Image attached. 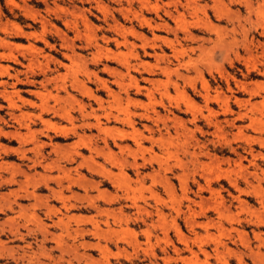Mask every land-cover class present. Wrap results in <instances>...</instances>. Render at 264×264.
Listing matches in <instances>:
<instances>
[{"label": "rangeland", "instance_id": "1", "mask_svg": "<svg viewBox=\"0 0 264 264\" xmlns=\"http://www.w3.org/2000/svg\"><path fill=\"white\" fill-rule=\"evenodd\" d=\"M0 90V264H264V0H0Z\"/></svg>", "mask_w": 264, "mask_h": 264}, {"label": "bare ground", "instance_id": "2", "mask_svg": "<svg viewBox=\"0 0 264 264\" xmlns=\"http://www.w3.org/2000/svg\"><path fill=\"white\" fill-rule=\"evenodd\" d=\"M205 6H206V5H205ZM174 9H175V8H174ZM166 10H167V9H166ZM167 11H168V10H167ZM31 17H32V16H31ZM40 18H41V16H40ZM44 18H45V17H44ZM174 18H175V16H174ZM41 21H42V20H41ZM45 21H46V18H45ZM68 21H69V20H68ZM143 21H144L145 24H148V21H146V20H143ZM69 22H70V21H69ZM85 22H86V21H85ZM45 23H47V22H45ZM45 23H44V21L42 22V24H45ZM71 23H72V22H71ZM47 24H48V23H47ZM76 24H77V23H76ZM72 25H73V23H72ZM72 25H70V26H72ZM74 26H75V24L73 25V28H74ZM77 26H78V25H77ZM42 27H43V26H42ZM240 27H241V26H240ZM17 28H18V27H17ZM17 28H16V29H17ZM116 28H117V27H116ZM166 28H167V27H166ZM14 29H15V28H14ZM16 29H15V30H16ZM18 29H19V30H16V31L20 32V31H21V28H18ZM43 29H44V28H43ZM74 29H77V27H75ZM41 31H42V30H41ZM41 31H40V32H41ZM58 31H59V30H57V29L55 30V32L59 34ZM119 31H121V30H119ZM21 32H22V31H21ZM23 32H24V31H23ZM31 32H32V31H31ZM31 32H29L28 34H30ZM33 32H35V31H33ZM33 32L31 33V35H33ZM43 32H44V31H43ZM131 33L133 34V32H131ZM134 33H135V32H134ZM21 34H22V33H21ZM26 34H27V33H26ZM28 34H27V35H28ZM60 34H61V33H60ZM31 35H30V36H31ZM61 35H62V34H61ZM81 35H82V34H81ZM141 35H142V34H141ZM28 36H29V35H28ZM30 36H29V37H30ZM34 36L37 37L38 39H40L41 41L44 40V37H43L44 35H43V34H38V33H37L36 35L34 34ZM34 36H33V37H34ZM95 36H96V35H95ZM45 38H46V37H45ZM125 39H126V38H125ZM33 40H34V39H33ZM69 40H70V39H69ZM2 42H3V41H2ZM8 42H9V41H8ZM43 42H45V41H43ZM46 42H47V41H46ZM41 43H42V42H41ZM47 43H48V42H47ZM72 43H73V42H72ZM131 43H132V42H131ZM8 44H9V43H8ZM30 44H31V43H30ZM42 45H43V44H42ZM44 45H45V44H44ZM44 45H43V46H44ZM49 45H50V44H49ZM66 45H67V44H66ZM70 45H71V44H70ZM70 45H68V46H70ZM72 45H73V44H72ZM72 45H71V47H72ZM132 45H134V44L132 43ZM8 46H9V45H8ZM30 46H31V47L34 46L33 49L36 47V46H35V43H34L33 45L31 44ZM30 46H29V48H30ZM47 46H48V45H47ZM126 46H127V45H126ZM16 47H17V46H16ZM97 47H99V45H97ZM244 47H245V46H244ZM27 49H28V48H27ZM36 49H37V48H36ZM39 49H40V47H39ZM41 49H43V47H42ZM71 49H72V48H71ZM71 49H70V50H71ZM28 50H29V49H28ZM36 51H37V50H36ZM95 51H96V50H95ZM100 51H101V50H100ZM105 51H106V50H105ZM105 51H104V52H105ZM4 52H5V51H4ZM7 52H8V51L5 52V55H4V56H6ZM9 52H10V51H9ZM9 52H8V53H9ZM32 52H33V51H31V53H32ZM37 52H38V51H37ZM37 52H36V53H37ZM39 52H40V51H39ZM96 52H97V51H96ZM101 52H102V51H101ZM106 52H108V51H106ZM31 53H30V54H31ZM33 53H34V52H33ZM92 53H93V52H91V54H92ZM109 53H110V52H109ZM109 53H108V54H109ZM3 54H4V53L2 52V55H3ZM10 54H12V52H11ZM28 54H29V53H28ZM45 54H46V53H45ZM74 54H75V53H74ZM100 54H101V53H100ZM114 54H115V53H114ZM136 54H137V53H136ZM12 55H13V54H12ZM32 55H33V54H31V56H32ZM38 55H39V54H38ZM40 55L42 56V55H44V54H41V53H40ZM68 55H69V54H68ZM68 55H67V56H68ZM93 55H94V53H93ZM115 55H117V54H115ZM118 55H120L119 52H118ZM9 56H10V55H8V58H9ZM28 56H29V57H28L29 62H27V63H28V66H29V63H30L33 59H35V58H33V59L30 61V59H31V58H30V55H28ZM34 56H36V55H34ZM95 56H98V55L96 54ZM109 56H110V55H109ZM120 56H121V55H120ZM10 57H11V56H10ZM24 57H25V56H24ZM43 57H44V56H43ZM45 57H46V55H45ZM49 57H50V56H49ZM71 57H72V56H71ZM113 57L115 58L116 56H113ZM14 58H16V57L14 56ZM14 58H13V59H14ZM13 59H11V60L13 61ZM71 59H72V58H71ZM71 59H70V60H71ZM116 59H117V58H116ZM120 59H122V58H120ZM48 60H49V59H48ZM118 60H119V59H118ZM125 60H126V59H125ZM34 61H35V60H34ZM37 61H38V60H37ZM37 61H36V62H37ZM72 61H73V59H72ZM119 61H121V60H119ZM32 62H33V61H32ZM126 62H127V61H126ZM27 63H26V64H27ZM39 63H40V62H39ZM39 63H38V64H39ZM46 63H47V62H46ZM20 64H21V63H20ZM30 64H31V63H30ZM33 64L35 65V63H33ZM22 65H23V64H22ZM39 65H40V64H39ZM42 65H43V63H42ZM124 65H125V64H124ZM130 65H131V64H130ZM2 66H3V65H2ZM24 66H25V65H24ZM36 66H37V68H38V65H37V64H36ZM36 66H35V67H36ZM125 66H126V65H125ZM31 67H32V65L29 66V71H30ZM42 67H43V68H44V67L47 68V67L44 66V65H43ZM82 67H83V66H82ZM128 67H129V66H128ZM8 68H9V67H8ZM37 68H36V69H37ZM162 68H163V67H162ZM25 69H27V68H25ZM34 69H35V68H34ZM126 69H128V68H126ZM42 70H43V69H41V71H42ZM87 70H88V69H87ZM31 71H32V69H31ZM107 71H109V69H108ZM116 71H120V70H117V69L113 70V74H114V72L116 73ZM6 72H7V71H6ZM32 72H34V71H32ZM43 72H44V71H43ZM85 72H86V69H85ZM121 72H122V71H121ZM30 73H31V72H30ZM30 73H29V75H30ZM40 73H41V72H40ZM110 73L112 74V71H111ZM117 73H118V72H117ZM167 73H168V72H167ZM26 74H27V73H26ZM36 74H37V73H36ZM45 74H46V73H45ZM113 74H112V75H113ZM118 74H119V73H118ZM125 74H126V73H125ZM29 75H28V76H29ZM114 75H115V74H114ZM32 76H33V75H32ZM53 76H54V75H53ZM56 76H57V75H56ZM14 77H15V76H14ZM17 77H18V76H17ZM44 77H45V76H44ZM44 77H43V78H44ZM57 77H59V76H57ZM77 77H78V76H77ZM113 77H114V76H113ZM121 77H122V76H121ZM33 78H35V77H33ZM33 78H32V79H33ZM45 78H46V77H45ZM53 78H54V77H53ZM55 78H56V77H55ZM55 78H54V79H55ZM73 78H74V77H73ZM32 79H30L31 81H29V82H32ZM54 79H53V80H54ZM74 79H76V78H74ZM74 79H71V80H74ZM114 79H115V78H114ZM25 80H26V79H25ZM47 80H48V79H47ZM50 80H52V79H50ZM57 80H58V79H57ZM112 80H113V79H112ZM27 81H28V80H27ZM55 81H56V80H55ZM55 81H54V82H55ZM101 81H102V80H101ZM115 81H116V80H115ZM115 81H114V82H115ZM118 81H119V80H118ZM29 82H28V83H29ZM77 82H78V81H77ZM80 82H81L82 85H83V82H82V81H80ZM1 83H2V82H1ZM57 83H58V82L55 83V86H56ZM103 83H105V82H103ZM103 83H102V84H103ZM116 83H117V81H116ZM30 84H31V83H30ZM40 84H41V83H40ZM58 84H59V83H58ZM60 84H62V83H60ZM65 84H66V83H65ZM75 84H76V83H75ZM117 84H118V83H117ZM121 84H122V82H121ZM77 85H78V84H77ZM103 85H104V84H103ZM137 85H138V84H137ZM55 86H54V87H55ZM57 86H58V85H57ZM61 86H62V85H61ZM52 87H53V86H52ZM71 87H72V86H71ZM82 87H83V86H82ZM84 87H85V86H84ZM102 87H103V86H102ZM45 88H46V87H45ZM103 88H105V87H103ZM49 89H50V88H49ZM57 89H58V88H57ZM85 89H87V88L85 87ZM109 89H110V88H109ZM12 90H14V89H12ZM53 90H54V89H53ZM79 90H80V89H79ZM82 90H83V89H82ZM82 90H81V91H82ZM107 90H108V89H107ZM176 90H177V89H176ZM1 91H2V90H0V93L3 94V91H2V92H1ZM4 91H6V90H4ZM86 91H88V90H86ZM124 91H125V90H124ZM39 92H41V91H38V90H37L36 94H39ZM42 92H43V91H42ZM47 92H49V91H47ZM53 92H54V91H53ZM7 93H8V92H7ZM7 93H6V94H3V95L6 96ZM13 93H14V92H13ZM67 93H68V92H67ZM88 93H89V92H88ZM45 94H46V93H45ZM53 94H54V93H53ZM53 94H52V97H53ZM68 94H69V93H68ZM84 94H85V93H84ZM114 94H115V93H114ZM114 94L111 93V94H109V95H114ZM8 95H9V94H8ZM43 95H44V93H43ZM46 95H47V94H46ZM50 95H51V94H50ZM88 95H91V97H92V93H91V94H88ZM118 95H119V94H118ZM41 96H42V94H41ZM41 96H39V97H41ZM47 96H48V95H47ZM208 96H209V95H208ZM208 96H207V97H208ZM2 97H3V96H2ZM49 97H50V96H49ZM55 97H56V96H55ZM65 97H66V96H65ZM72 97H73V96H72ZM42 98H43V96H42ZM42 98H40V100H41ZM208 98H209V97H208ZM5 99H6V98H5ZM7 99H8V96H7ZM37 99H38V98H37ZM43 99H44V98H43ZM55 99H56V98H55ZM8 100H9V99H8ZM46 100H47V99H46ZM46 100H45V101H46ZM205 100H206V99H205ZM224 100H225V99H224ZM42 101H43V100H42ZM42 101H41V102H42ZM46 102H48V101H46ZM55 102H56V101H55ZM220 102H221V101H220ZM38 103H39V102H38ZM10 104H11V103H10ZM30 104H31V103H30ZM40 104H41V103H40ZM58 104H59V103H58ZM208 104H209V103H208ZM228 104H229V103H228ZM13 105H14V104H13ZM47 105L49 106V105H51V104H47ZM47 105H45V108L48 109L47 111H49V109H50V110H51V109L53 110V108H50V106H49V107H46ZM14 106H15V105H14ZM14 106H13V107H14ZM37 106H41V109H42V108L44 109V106H43V105H38V104H37ZM10 107H11V106H10ZM51 107H53V106H51ZM55 107H56V105H55ZM258 107H259V106H258ZM225 108H226V107H225ZM43 109H42V110H43ZM59 109H60V108H59ZM252 109H253V108H252ZM44 110H45V109H44ZM55 110L57 111V109H55ZM83 110H84V109H83ZM53 111H54V110H53ZM53 111H52V112H53ZM228 111H229V110H228ZM40 112H41V111H40ZM42 112H43V111H42ZM54 112H55V111H54ZM54 112H53V114H54ZM64 112H66V110H65ZM64 112H63V114H64ZM68 112H69V111H68ZM68 112H66V113H68ZM211 112H212V111H211ZM44 113H45V112H44ZM55 113H56V112H55ZM66 113H65V115H66ZM69 113H70V112H69ZM69 113H68V114H69ZM247 113H248V111H247ZM31 114H32V113H31ZM31 114H30V115H31ZM85 114H86V113H85ZM145 114H146V113H145ZM145 114H144V115H145ZM250 114H251V113H250ZM14 115H15V114H14ZM36 115H37V113H36ZM56 115H57V114H56ZM70 115H71V114H70ZM70 115H67V116L70 117ZM91 115H92V114H91ZM142 115H143V114H142ZM23 116H24V115H23ZM46 116H47V115H46ZM253 116H254V114H253ZM12 117H13V116H12ZM35 117H36V116H35ZM71 117H73V116L71 115ZM83 117H84V116H83ZM148 117H149V116H148ZM18 118H19V117H18ZM63 118H64V117H63ZM65 118H66V116H65ZM65 118H64V119H65ZM150 118H151V117H150ZM59 119H61V118L59 117ZM64 119H63V120H64ZM74 119H75V117H74ZM66 120H67V119H66ZM31 121L33 122V120H31ZM38 121H39V120H38ZM47 121H48V120H47ZM67 121H70V123H71V120H67ZM94 121H95V120H94ZM32 122H31V123H32ZM96 122H97V120H96ZM40 123H41V122H40ZM48 124H49V123H48ZM51 124H52V123H51ZM95 124H96V123H95ZM176 124H177V123H176ZM84 125H85V124H84ZM96 125H97V124H96ZM232 125L234 126V124H232ZM52 126H54V124H52ZM85 126H86V125H85ZM251 126H252V125H251ZM254 126H255V125H254ZM255 127H256V126H255ZM51 128H52V127H51ZM60 128H61V127H60ZM71 128H72V127H71ZM215 128H216V127H215ZM68 129H69V128H68ZM66 130H67V129H66ZM71 130H72V129H71ZM38 132H39V131H38ZM40 132H41V131H40ZM60 132H61V131H60ZM9 134H10V133H9ZM9 134H8V135H9ZM35 134H37V133H35ZM35 134H34V135H35ZM43 134H44V133H43ZM141 134H142V133H141ZM142 136H144V135L142 134ZM146 136H147V135H146ZM34 137H35V136H34ZM144 137H145V136H144ZM147 137H148V136H147ZM149 137H150V136H149ZM160 137H161V136H160ZM254 139H255V138H254ZM33 140H34V139H33ZM137 140H138V139H137ZM146 140H147V138H146ZM34 141H35V140H34ZM256 141H257V140H256ZM31 142H32V141H31ZM41 142H42V140H41ZM78 142H80V141H78ZM139 142H140V141H139ZM86 143H87V142H86ZM88 143H89V142H88ZM140 143H141V142H140ZM40 144H41V143H40ZM34 146H35V144H34ZM36 146H37V142H36ZM39 146H40V145L38 144V148H39ZM67 146H68V145H67ZM88 146H90V145H88ZM92 146H93V145H92ZM125 146H127V145H125ZM78 147H79V146H78ZM78 147H77V148H78ZM33 148H34V147H33ZM33 148H32V150H33ZM79 148H80V147H79ZM4 149H5V148H4ZM54 149H55V148H54ZM70 149H71V148H70ZM88 149H89V148H88ZM96 149H97V148H96ZM98 149L100 150V147H99ZM206 149H207V148H206ZM34 152H36V150H35ZM39 152H40V151H39ZM55 152H56V151H55ZM96 152H97V151H96ZM37 153H38V152H37ZM40 153H41V152H40ZM75 153H76V152H75ZM78 153H79V152H78ZM99 153H100V152H99ZM108 153H109V152H108ZM72 154H73V153H72ZM79 154H80V153H79ZM76 155H78V154H76ZM96 155H97V154H96ZM108 155H109V154H108ZM110 155H111V154H110ZM78 156H79V155H78ZM111 156H112V155H111ZM35 157H36V156H35ZM83 158H84V156H83ZM85 158H86V157H85ZM111 158H112V157H111ZM34 159H35V158H34ZM68 159L70 160V158H68ZM36 160H38V159H36ZM39 160H40V159H39ZM72 160H73V159H72ZM92 160H94V159H92ZM82 161H83V160H82ZM34 162H35V160H34ZM38 162H39V161H38ZM52 163H53V162H52ZM52 163H51V164H52ZM54 163H55V162H54ZM34 164H36V162H35ZM92 164H93V163H92ZM114 164H115V163H114ZM93 165L95 166V164H93ZM96 165H97V164H96ZM100 166H101V165H100ZM119 166H120V165H119ZM256 166H257V165H256ZM0 167H1V166H0ZM59 167H60V166H59ZM103 167H104V166H103ZM121 167H122V166H121ZM64 169H65V168H64ZM61 170H62V169H61ZM238 170H239V169H238ZM243 170H246V169H243ZM243 170H242V171H243ZM164 171H165V170H164ZM63 172H64V171H63ZM108 172H111V174H113L112 171H108ZM222 173H223V172H222ZM222 173H221V175H223ZM99 174H101V173H99ZM225 174H226V173H225ZM108 175H109V174H108ZM46 176H48V175H46ZM81 176H82V175H81ZM224 176H226V175H224ZM48 177H49V176H48ZM77 177H78V176H77ZM218 177H219V176H218ZM75 178H76V177H74V179H75ZM47 179H48V178H47ZM72 179H73V178H72ZM72 179H71V181H72ZM227 179H228V178H227ZM11 180H12V179H11ZM76 180H77V178H76ZM79 180H81V179H79ZM79 180H78V182H79ZM229 180H230V179H229ZM69 181H70V179H69ZM87 181H88V180H87ZM84 182H85V181H84ZM44 183H45V182H44ZM71 183H73V182H71ZM74 183H75V181H74ZM61 184H62V183H61ZM82 184H83V183H82ZM69 185H70V182H69ZM69 185H68V186H69ZM83 185H84V184H83ZM63 187H65V186L62 185V188H63ZM49 189H50V188H49ZM68 189H69V187H68ZM49 191H50V190H49ZM29 192H30V191H28V193H29ZM31 192H32V191H31ZM50 192H51V191H50ZM56 192H57V191L55 190L54 193H56ZM24 193H25V192H24ZM34 193H35V192H34ZM54 193H53V194H54ZM25 194H26V193H25ZM30 195H33V193H31ZM30 195L28 194V196H30ZM61 195H62V194H61ZM64 195H65V194H64ZM64 195H63V196H64ZM17 196H18V195H17ZM20 196H21V195H20ZM48 196H50V195H48ZM32 197H34V196H32ZM37 197H38V196H37ZM45 197H47V196H45ZM50 197H51V196H50ZM27 198H28V197H27ZM35 198H36V196H35ZM62 198H63V197H62ZM45 199H46V198H45ZM35 200H36V199H35ZM35 200H34V201H35ZM37 200H38V199H37ZM37 200H36V201H37ZM59 200H60V199H59ZM44 202H45V201H44ZM44 202H43V203H44ZM35 203H37V202H35ZM62 203H63V202H62ZM45 204L47 205V203H45ZM65 204H66V203H65ZM34 205H35V204H34ZM34 205H33V206H34ZM33 206H32V207H33ZM68 206H69V205H68ZM45 207H46V206H45ZM49 207H51V205H49L48 208H49ZM22 209H23V207H22ZM54 209H55V208H54ZM64 209H65V208H64ZM122 212H123V211H122ZM57 213H58V212H57ZM119 213H120V212H119ZM64 215H65V214H64ZM34 216H35V215H34ZM34 216H33V217H34ZM121 217H122V216H121ZM34 218H35V217H34ZM57 218H58V219H61V218H59L58 216H57ZM38 219H39V218H38ZM38 219H37V217H36V220H38ZM121 219H122V218H121ZM56 220H57V219H56ZM70 220H71V219H70ZM118 220H119V219H118ZM38 221H39V220H38ZM53 221H54V220H53ZM53 221H52V222H53ZM116 221H117V220H116ZM119 221H120V220H119ZM6 222H7V220H6ZM39 222L41 223V221H39ZM55 222H56V221H55ZM61 222H62V220H61ZM62 223L64 224V223H65V220H64V222H62ZM191 223H192V222H191ZM45 224H46V223H45ZM57 224H58V223H57ZM67 224H68V223H67ZM67 224H65L64 227H67V226H66ZM42 225H44V224H42ZM12 226H13V225H12ZM45 226H47V224H46ZM56 226H57V225H56ZM98 227H99V226H98ZM72 228H73V227H72ZM78 228H79V227H78ZM78 228L75 227L74 229H78ZM108 228H109V227H108ZM15 229L18 230L17 228H15ZM74 229H73V230H74ZM79 229L81 230V228H79ZM65 230H66V228H65ZM95 230L97 231V230H99V229H97V227H95ZM95 230H94V231H95ZM11 231H12V230H11ZM40 231H41V230H40ZM75 231H76V234L80 232V231L77 232V230H75ZM75 231H74V232H75ZM81 231H83V230H81ZM84 231H85V233H86L88 230H84ZM84 231H83V233H84ZM16 232H17V231H16ZM100 232L103 233V237H104V236H105L104 233L106 232V230H105V232H104V230H102V231H100ZM20 233H21V232H20ZM43 233H44V232H43ZM43 233H42V234H43ZM68 233H69V232H68ZM83 233L80 232V234H83ZM88 233H89V232H88ZM90 233H91V232H90ZM92 233H93V232H92ZM14 234H15V233H14ZM86 234H87V233H86ZM94 234H95V235H94ZM94 234H92V235L97 236L95 232H94ZM97 234H98V232H97ZM105 234H106V233H105ZM107 234H108V233H107ZM90 235H91V234H90ZM52 236H55V235L53 234ZM52 236H51V237H52ZM76 236H78V235H76ZM80 236H81V235H80ZM55 237H57V236H55ZM43 240H44V239H43ZM49 240H50V239H49ZM49 240H48V241H49ZM95 240H96V239H95ZM97 240H98V239H97ZM57 241H58V240H57ZM58 242H59V241H58ZM97 242H98V241H97ZM97 242L95 243L96 247L99 245V244L97 245ZM40 243H41V242H40ZM98 243H99V242H98ZM41 244H42V243H41ZM90 244H91V243H90ZM100 244H101V243H100ZM0 245H1V244H0ZM43 245H44V244H43ZM43 245H42V246H43ZM74 245H75V244H74ZM85 245H86V244H85ZM255 245H256V244H255ZM3 246H4V245H3ZM66 246H68V245H66ZM93 246H94V245H93ZM101 246H102V245H101ZM1 247H2V245H1ZM39 247L41 248V245H40ZM57 247H58V246H57ZM69 247H70V246H69ZM73 249H74V247H73ZM76 249H77V248H76ZM99 249H100V248H99ZM67 250H68V249H67ZM67 250H65V251H67ZM43 251H44L45 253H47V255L49 254V253L46 252L45 250H43ZM74 252H75V251H74ZM253 252H254V251H253ZM45 253H44V254H45ZM42 254H43V253H42ZM50 254H51V253H50ZM47 255L45 254V256H47ZM86 255H87V254H86ZM86 255H85V256H86ZM91 257H92V256H91ZM47 258H48V257H47ZM47 258H46V259H47ZM52 258H53V257H52ZM52 258H51V259H52ZM85 258H86V257H85ZM92 258H93V257H92ZM55 259H58V256H57V258H55ZM86 259H87V258H86ZM36 260H37V259H36ZM47 260H48V259H47ZM91 260H92L91 262L94 261V259H91ZM37 261H38V260H37ZM53 261H54V259H53ZM89 261H90V260H89ZM29 262H30V261H29ZM38 262H39V261H38ZM51 262H52V261H51ZM54 262H55V261H54ZM97 262H98V261H97ZM16 263H17V262H16ZM43 263H44V262H43ZM89 263H90V262H89ZM29 264H31V263H29ZM37 264H38V263H37ZM56 264H57V263H56Z\"/></svg>", "mask_w": 264, "mask_h": 264}]
</instances>
